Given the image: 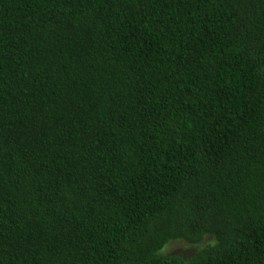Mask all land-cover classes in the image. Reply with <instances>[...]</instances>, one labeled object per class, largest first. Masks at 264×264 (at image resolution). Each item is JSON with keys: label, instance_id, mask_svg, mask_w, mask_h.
Instances as JSON below:
<instances>
[{"label": "trees", "instance_id": "trees-1", "mask_svg": "<svg viewBox=\"0 0 264 264\" xmlns=\"http://www.w3.org/2000/svg\"><path fill=\"white\" fill-rule=\"evenodd\" d=\"M0 264H264V0H0Z\"/></svg>", "mask_w": 264, "mask_h": 264}, {"label": "rangeland", "instance_id": "rangeland-1", "mask_svg": "<svg viewBox=\"0 0 264 264\" xmlns=\"http://www.w3.org/2000/svg\"><path fill=\"white\" fill-rule=\"evenodd\" d=\"M198 245H191L184 240H172L169 241L163 248L165 253H175L184 258L190 256Z\"/></svg>", "mask_w": 264, "mask_h": 264}]
</instances>
